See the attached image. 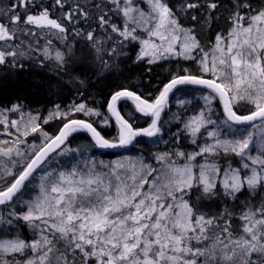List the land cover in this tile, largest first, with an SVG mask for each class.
Instances as JSON below:
<instances>
[{
	"label": "snow or ice",
	"instance_id": "obj_1",
	"mask_svg": "<svg viewBox=\"0 0 264 264\" xmlns=\"http://www.w3.org/2000/svg\"><path fill=\"white\" fill-rule=\"evenodd\" d=\"M120 57L197 67L170 74L151 98L118 84L105 112L81 102L66 111L56 105L46 117L23 100L62 88L61 80L28 74L18 77L16 102L0 107V135L8 137L0 139V264H264V3L15 0L0 7V67L52 62L60 77L91 71L109 79ZM182 87L203 90L196 114L172 117L195 150L158 152L154 164L84 158L92 148L161 136L170 96ZM54 119L61 126L50 135L44 125ZM77 133L91 143L71 147ZM53 154L76 163L48 168Z\"/></svg>",
	"mask_w": 264,
	"mask_h": 264
},
{
	"label": "trees",
	"instance_id": "obj_2",
	"mask_svg": "<svg viewBox=\"0 0 264 264\" xmlns=\"http://www.w3.org/2000/svg\"><path fill=\"white\" fill-rule=\"evenodd\" d=\"M10 2H15V0H0V7H7ZM51 2L52 0H43L44 4H51ZM68 2L71 4L76 2V0H68ZM79 2L83 3L84 0H79ZM170 2L176 4L178 0H170ZM222 2L228 4L229 0H222ZM253 3H264V0H253ZM53 12L56 14L55 9H53ZM185 23L186 26H193V22L190 20H186ZM76 41L79 42L80 47H83L85 43L83 40L76 37L74 43ZM56 43L58 46L63 47L59 42ZM24 63L26 67L23 70L0 67V107L8 106L10 105V102H16L14 88L18 83V77L19 79H26L28 74H30L36 79H39L41 76H46L53 80L60 79L63 85L62 88H58L54 85L51 91L45 89L38 95L26 96L23 100L27 109L33 113L38 112L42 117H46L56 105H59L61 110L66 111L73 104L81 102L86 103L89 107L105 112L108 98L118 84L133 88L134 90L143 93L148 98H151V96L155 95L157 90L162 87V84L167 82L170 74H174L184 67H190L195 71L197 67V65L190 61H180L178 63L175 60L163 61L160 65L148 66L145 64L140 66L128 61L127 57H120L116 61V63L119 64V67L114 69V74L109 79H104L103 76L94 75L91 71H88L87 75L79 76V79H73L69 75H63V77L57 76L55 66L52 62H46L48 65L46 68H41L39 65H33L30 60H25ZM149 67H151L150 71L148 70ZM80 80H84L85 83L81 84ZM201 91L203 90H197L192 87H182L177 90L176 92H182L183 100H190L192 103L186 105L185 108L177 107L176 109V106L171 101L172 104L169 106V109L166 110V113L163 116V121L165 122L166 118H172L173 114H175L176 117H182L185 113H192L189 110V107L191 106L192 108L194 106L196 108L195 111L198 112L202 107L200 99ZM121 106L124 112H127L131 108L130 103L122 102ZM216 110L218 112L220 111L218 105ZM78 115L81 119H89V117H85L82 114ZM91 119L96 118L92 117ZM139 125L146 126L143 118L139 119ZM60 126L61 121L59 119H54L44 125V130L52 135L57 132ZM97 127L107 138H111L115 135L114 127H102L99 124H97ZM176 128L177 126H172L171 129L166 130V135L161 141V144L153 145L149 143L145 137H140L136 146L128 150V152L116 154L95 151L92 156L94 158L101 157L105 161L112 162V160L117 159V157L129 154L134 156L135 159L143 158L145 162L154 164V156L158 152L170 151L177 148L185 152L195 150L196 146L190 143L188 137H186L184 133L174 136ZM0 132H2V129H0ZM0 139H8V137L0 135ZM33 139L34 138L31 136L28 138L30 142H34ZM177 139H179V143H177ZM89 141L90 138L85 133H77L71 138V147L75 148ZM55 157L56 155L50 158V161L55 160ZM65 158L67 159V157ZM71 159L72 158H69V160ZM229 159L232 160L234 166H239V162L235 157ZM74 161L76 160H73L72 162L74 163ZM28 233L29 232L27 231H22L20 234L27 236Z\"/></svg>",
	"mask_w": 264,
	"mask_h": 264
},
{
	"label": "rangeland",
	"instance_id": "obj_3",
	"mask_svg": "<svg viewBox=\"0 0 264 264\" xmlns=\"http://www.w3.org/2000/svg\"><path fill=\"white\" fill-rule=\"evenodd\" d=\"M172 102L174 103V105L176 106V109H177V107H179V105H178V101L179 100H183V97H182V92H176V93H174V95L172 96ZM172 102L170 103V105L172 104ZM203 100L201 99V106L203 107ZM180 108V107H179ZM189 110L192 112V113H190V114H184L182 117H179L180 119H187L188 117H190L191 115H194V114H196V108L193 106V108H192V106L191 107H189ZM241 110H246V108H241ZM165 115V114H164ZM163 115V116H164ZM172 126H177V128H176V133L174 134V136L175 135H179V134H181V133H184L183 132V124L182 123H180V122H178V120L177 119H173V118H166V120H165V122L163 121V132H162V135L161 136H159V137H156L155 139H152V140H149L148 142L149 143H151V144H153V145H157V144H161V141L163 140V138L165 137V135H166V130H169V129H171L172 128ZM167 128V129H166ZM187 137V136H186ZM34 138V137H33ZM34 140V142H37V143H39L40 142V140H39V138H34L33 139ZM90 142V141H89ZM89 142H87V143H85V144H83V145H88V144H90ZM200 143H203V140H201L200 141ZM97 152V151H99L98 149H95V148H92V149H90L89 151H87L85 154H84V158L85 159H87V158H92V159H94L97 163H99L100 161H104L105 163H111V162H108V161H105V160H103L101 157H99V158H94L92 155H93V153L94 152ZM55 156V155H54ZM124 157H130V158H132V159H135V157L134 156H131V155H124V156H120V157H117V159H122V158H124ZM69 158H71V157H67V159L65 158V157H59V156H56L55 157V160H53V161H50L48 164H47V167L48 168H53V167H55V168H58V169H64V168H67V167H69L70 165H72V164H74V163H76V161H74V163L72 162L73 161V159H71V160H69ZM237 160H238V162H239V158H237V157H235ZM117 159H114V160H117ZM114 160H112V161H114ZM69 163H71V164H69ZM30 195H34L35 194V191L33 190L32 192H30L29 193ZM29 194H26V195H29ZM27 236H28V238H31V236H30V233H28L27 234Z\"/></svg>",
	"mask_w": 264,
	"mask_h": 264
},
{
	"label": "water",
	"instance_id": "obj_4",
	"mask_svg": "<svg viewBox=\"0 0 264 264\" xmlns=\"http://www.w3.org/2000/svg\"><path fill=\"white\" fill-rule=\"evenodd\" d=\"M173 95V94H172ZM172 95L170 96V100H171V97ZM71 139V138H70ZM150 139V138H149ZM135 145V143L132 145V146H129L128 148H118V149H110V150H101L99 149V151H102V152H114V153H117V152H124V151H128L129 149H131L133 146ZM55 154H53L54 156Z\"/></svg>",
	"mask_w": 264,
	"mask_h": 264
}]
</instances>
